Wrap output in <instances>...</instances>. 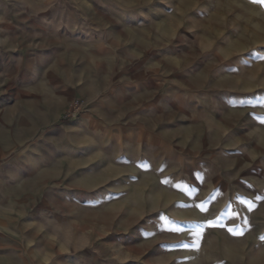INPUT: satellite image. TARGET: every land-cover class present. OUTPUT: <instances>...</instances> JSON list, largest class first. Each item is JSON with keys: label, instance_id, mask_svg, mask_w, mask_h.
<instances>
[{"label": "rangeland", "instance_id": "1", "mask_svg": "<svg viewBox=\"0 0 264 264\" xmlns=\"http://www.w3.org/2000/svg\"><path fill=\"white\" fill-rule=\"evenodd\" d=\"M262 238L264 4L0 2V264H264Z\"/></svg>", "mask_w": 264, "mask_h": 264}, {"label": "built area", "instance_id": "2", "mask_svg": "<svg viewBox=\"0 0 264 264\" xmlns=\"http://www.w3.org/2000/svg\"><path fill=\"white\" fill-rule=\"evenodd\" d=\"M89 103L82 97H76L69 101L68 106L62 116V120L70 122L79 119L88 111Z\"/></svg>", "mask_w": 264, "mask_h": 264}, {"label": "snow or ice", "instance_id": "3", "mask_svg": "<svg viewBox=\"0 0 264 264\" xmlns=\"http://www.w3.org/2000/svg\"><path fill=\"white\" fill-rule=\"evenodd\" d=\"M253 2H254V3H262V4H264V0H253ZM195 207L200 208V210L203 211V212H206V211L208 210V209L204 206L203 202H202L200 205H195ZM251 208H252V205H251V202H249V210H251ZM233 214H234V213H233ZM162 219L165 221V224H166V225L171 226V227L168 228V230H170V231H174V232H180V231H182V228L179 226V224H178L177 222L169 220L167 216L162 217ZM209 223H211V222H209ZM199 227L202 229L203 226L200 225ZM228 231H229V232H234V230H233L232 228H229ZM194 234H195L197 237L199 236V232H195ZM234 234H235V233H234ZM241 234H242V233H241ZM262 239H264V238H262ZM182 246H183V247H188L189 245H188L187 243H183V242H182ZM197 247H198V242H197Z\"/></svg>", "mask_w": 264, "mask_h": 264}, {"label": "crops", "instance_id": "4", "mask_svg": "<svg viewBox=\"0 0 264 264\" xmlns=\"http://www.w3.org/2000/svg\"><path fill=\"white\" fill-rule=\"evenodd\" d=\"M1 4L4 3V0H0Z\"/></svg>", "mask_w": 264, "mask_h": 264}]
</instances>
